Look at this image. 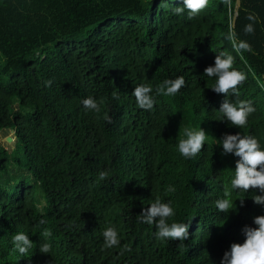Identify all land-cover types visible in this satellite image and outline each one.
Wrapping results in <instances>:
<instances>
[{
    "label": "trees",
    "instance_id": "1",
    "mask_svg": "<svg viewBox=\"0 0 264 264\" xmlns=\"http://www.w3.org/2000/svg\"><path fill=\"white\" fill-rule=\"evenodd\" d=\"M175 6L182 0H0V132L15 141L11 151L0 144V264H219L243 242L241 227L264 215L251 199L258 192L231 188L239 158L214 144L239 132L264 148V0L237 10L236 0H209L191 18ZM221 51L246 77L229 101L255 108L243 128L218 121L224 95L203 75ZM178 76L175 97L137 107L135 86L155 93ZM89 96L102 101L99 113L84 110ZM199 127L209 136L187 160L176 145ZM226 191L227 216L214 203ZM156 198L172 202L169 223L189 222L186 240L157 239L154 224L140 223ZM107 227L119 245L103 247ZM18 232L33 242L23 256L13 250Z\"/></svg>",
    "mask_w": 264,
    "mask_h": 264
},
{
    "label": "clouds",
    "instance_id": "2",
    "mask_svg": "<svg viewBox=\"0 0 264 264\" xmlns=\"http://www.w3.org/2000/svg\"><path fill=\"white\" fill-rule=\"evenodd\" d=\"M209 0H182V6L171 8L174 15H181L187 12L189 18L198 14L207 7ZM249 19H252L250 16ZM246 32H251V25H246ZM249 45L240 43L238 49L248 50ZM203 75L209 79L214 78V85L210 88L217 94H223L224 99L219 105L218 113L221 116L218 121H227L228 125L243 128L247 125L248 117L255 111L251 101H239L233 103L229 101L228 96L237 95L238 87L243 84L245 75L233 67V58L225 52H219L215 55L211 65L206 66ZM51 81H44L45 87L49 86ZM185 87V79L178 76L175 79H166L161 86L153 92L149 84H138L132 90V96L138 108L151 111L154 108L156 95L175 97L181 88ZM113 98L118 99L117 93H113ZM102 101H97L89 96L81 100L84 110L99 113L101 111ZM106 123L112 122V117L104 115ZM181 138L176 145L179 154L187 160L195 158L205 145L206 137L209 136L199 127V130L184 128ZM214 144L221 149V156L231 154L239 159L235 161L234 177L231 179V188L233 190L247 193L251 188L258 192L251 198L252 202L259 205L264 210V148H261L259 142L254 136H242L239 132L235 134H223L219 139L214 138ZM104 173H100L101 179ZM167 192H174L171 185L167 187ZM215 208L219 213L225 216L230 212L233 201L230 199V193L225 192L224 196L215 200ZM244 201L240 200V206L243 207ZM172 202H162L156 198L146 209H142L138 215L140 223L155 225L157 231L156 238L160 240L171 239L173 241H184L188 238L189 222H171L169 219L174 216ZM44 221H41L43 223ZM252 224L255 227L244 225L240 232L244 237L242 243H231L229 248L224 251L219 264H264V215H257L252 218ZM42 236L47 238L51 236L49 230H45ZM103 247L112 248L119 245V237L114 227H107L102 232ZM13 250L23 256L33 246L26 234L18 232L12 237ZM125 247L123 251H128ZM51 251V245L48 242H42L39 245V252L48 254ZM122 254V253H121Z\"/></svg>",
    "mask_w": 264,
    "mask_h": 264
},
{
    "label": "rangeland",
    "instance_id": "3",
    "mask_svg": "<svg viewBox=\"0 0 264 264\" xmlns=\"http://www.w3.org/2000/svg\"><path fill=\"white\" fill-rule=\"evenodd\" d=\"M10 138L11 142H6V139ZM14 136L11 131H2L0 132V144L3 146L6 150L11 151L14 147Z\"/></svg>",
    "mask_w": 264,
    "mask_h": 264
},
{
    "label": "water",
    "instance_id": "4",
    "mask_svg": "<svg viewBox=\"0 0 264 264\" xmlns=\"http://www.w3.org/2000/svg\"><path fill=\"white\" fill-rule=\"evenodd\" d=\"M239 6H240V0H236V10L239 8ZM236 15H237V12L235 11L234 16L232 18V25L233 26H234V23H235V20H236ZM6 142H11V139L7 138Z\"/></svg>",
    "mask_w": 264,
    "mask_h": 264
}]
</instances>
